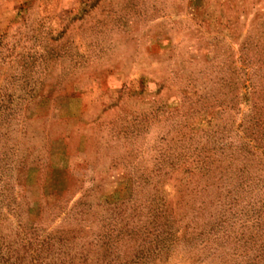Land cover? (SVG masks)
<instances>
[{"label": "rangeland", "instance_id": "rangeland-1", "mask_svg": "<svg viewBox=\"0 0 264 264\" xmlns=\"http://www.w3.org/2000/svg\"><path fill=\"white\" fill-rule=\"evenodd\" d=\"M0 264H264V0H0Z\"/></svg>", "mask_w": 264, "mask_h": 264}]
</instances>
